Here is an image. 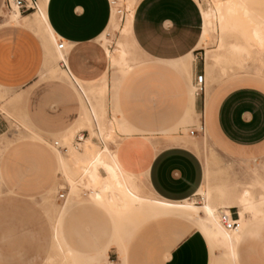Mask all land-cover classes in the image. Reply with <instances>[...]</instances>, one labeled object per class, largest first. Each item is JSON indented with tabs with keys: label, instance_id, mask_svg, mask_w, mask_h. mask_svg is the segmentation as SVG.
I'll list each match as a JSON object with an SVG mask.
<instances>
[{
	"label": "crops",
	"instance_id": "1",
	"mask_svg": "<svg viewBox=\"0 0 264 264\" xmlns=\"http://www.w3.org/2000/svg\"><path fill=\"white\" fill-rule=\"evenodd\" d=\"M42 1L56 35L51 37V43L23 19L17 23L4 18L0 22V87L13 89V97L22 94L31 125L49 133L65 131L63 136L85 123L87 114L82 100L90 93L97 94L108 116L116 111L124 125L133 129L128 133L119 131L117 142L113 143L122 167L140 176L147 191L171 201L191 198L204 184L203 160L188 132L200 117L205 129L212 133L210 138L225 150L264 154V84H214L208 92L206 88L199 94L192 92L195 74L204 70L196 59L203 38L197 0H137L129 41L139 56L131 61L134 67L122 74L117 72L116 62L102 38L112 28L114 3L111 6L110 0H37L39 9ZM37 11L21 15L31 17ZM125 21L126 14L122 26ZM58 39L65 41L63 49L57 48ZM109 48L112 53L115 51L110 45ZM61 55L67 69H58L54 64ZM44 75L50 77L33 85ZM104 80L107 91L102 93L99 89ZM3 112L0 110V136L8 124ZM18 116L21 112L15 106L11 121L17 124ZM34 133L32 138L37 137ZM19 139L12 138V147L0 155V189L7 181L16 183V162L23 154ZM30 145V157L35 162L33 174L40 179L47 203L57 181L56 173L60 171L66 179L64 169L54 148L49 153L39 143ZM88 197L87 193L82 198ZM68 198L62 201L63 207L68 206L62 221L55 219L52 224V246L56 248L55 230L59 226L67 246L86 254L101 251L110 241L112 229L106 213L88 200L67 205ZM257 234L264 237L263 219L246 226L237 248L238 264H242V246ZM126 245L123 256L114 244L106 254L117 251L119 263L105 255L101 264L212 263V251L204 234L174 217L142 222L131 232ZM20 254L15 241L9 252L0 246V264H22ZM30 264H38L37 258H31Z\"/></svg>",
	"mask_w": 264,
	"mask_h": 264
},
{
	"label": "rangeland",
	"instance_id": "2",
	"mask_svg": "<svg viewBox=\"0 0 264 264\" xmlns=\"http://www.w3.org/2000/svg\"><path fill=\"white\" fill-rule=\"evenodd\" d=\"M3 1L4 0H0V22L3 21L4 16L8 13H18L11 11L10 7L2 5ZM232 1L233 0H197L200 10L203 9L212 13V20L214 22V27L211 26L208 34L206 36L202 35L201 47L197 50L199 53L198 57H196L197 61L201 62L205 71L206 51H212V54L216 56L210 67L206 66V90L210 89L214 84L235 85L242 83L255 84V82L264 84V76L257 75L258 72H260V74L264 73V44L259 45L257 42L252 41L250 31L247 28L249 19H246L239 8L236 9V12H229L228 7H231ZM240 1L244 2V0ZM245 2L254 14L264 16V0H245ZM114 4L116 5L114 8H116L117 18L115 19V25H112V28L109 29L106 36L110 40V46L114 49L118 47L120 41H124L129 48L130 54L128 56L127 65L118 62V60H120V54L117 51H115L114 54L117 60L116 70L118 73L122 74L124 72L123 70L134 67V63L132 64V62L139 56L136 51L137 48L129 41V38H131L130 26L134 9L128 6L127 0H116ZM218 6H221L222 12L228 15V19H235L239 25L235 28H230V30L225 33H221V28L217 19L219 16ZM124 14H126V21L122 26ZM202 25L201 23V26ZM50 37H52L51 34ZM234 44H240L242 48L237 49L233 46ZM54 64L58 69L63 68L59 60H56ZM129 66L131 67L129 68ZM175 66L176 64L174 68ZM48 77L50 76L44 75L39 77L33 85L43 83ZM192 92L194 94L193 87ZM14 95L15 91L13 89L0 87V105H4L0 106V110L4 111L3 114L8 121L5 132L0 136V155L4 154L12 147L9 141L18 136L20 137L18 144L23 151L22 156L16 162V183L7 181L0 189V246L4 252H9L10 246H12L13 241H15L16 251H21L20 257L22 264H30L31 258L33 259L35 257L37 258L38 264H95L92 262L95 252L87 254L81 253L67 246L63 238V243L66 246L57 249L52 246L51 237L49 236L52 224L55 219L58 222L62 221L64 210L68 209V206L63 207L64 204L62 201L56 199V189L60 183L70 184L71 193L67 205L80 203L79 199L86 196L82 194L81 188L77 185V181L88 189V195L90 196L92 188H90V185L88 186L87 177L84 175L86 158L93 156V154L101 150H105L104 154L106 155H108L109 152H114V154H116L113 143L117 142L116 139L119 131L121 133H128L133 129L124 125V121L120 119V115H117L116 111L113 112L112 116H108L106 109H104L97 100L99 96L95 93H90L87 99L89 103L93 105L99 132L104 135L107 140V144L103 148L92 138L93 135L97 134V128L88 106L86 107L85 105L86 99H81L83 111L87 114L85 123H81L77 128L73 129L70 134L63 136L62 133L65 131L49 133L42 127L34 126L29 123L22 94L17 97H13ZM15 106H17L18 111L21 112V117H17V124L11 121V118L14 117ZM81 129H87L89 131V136L81 143L80 147H76L72 142L75 133ZM33 133L37 135L36 138L30 136ZM211 135L212 133L206 128L204 134L197 133V135H194L195 137H191L192 145L199 151L202 157L205 167V179L203 184L204 193L199 191L197 195H193L190 199L193 200L196 205L203 206L209 194H211L219 214L220 209H229L226 206V202L234 200L238 195L242 194L243 191L249 190L259 212L255 217L250 216L247 223L243 225L240 223L242 232L251 221L254 222L259 219L264 220V154L261 156H254L246 153H232L215 143L210 138ZM169 136L174 137L173 135ZM54 139H59L62 143L68 145V152L61 151L63 153H59L57 150L55 151L59 157L64 158L68 170L70 171V176H67L69 171L67 172L63 167L66 179L60 171L56 173L57 181L49 195L47 203H45L42 195L44 190L40 187V179L36 178L33 174V165L35 162H32L34 159L30 157L29 149L31 146L30 143L36 142L43 145L47 152L52 153L54 147L52 141ZM125 171L130 183L136 186L142 195L157 197L153 192L146 190L141 182L140 176L136 177V175H133V173L126 169ZM101 173L105 175L103 169H101ZM200 193L203 195V199H200L198 195ZM47 206L50 207V210L47 209ZM97 206L101 207L106 213L108 225H112L110 241L106 244L107 246L110 244L112 237L119 232L124 235V242H127L129 235L139 224L153 218H159L149 216L142 218L138 215L136 210L114 213L103 206ZM236 208L238 207H234V209ZM181 221H185L189 223L190 227H195L200 230L193 222L187 220ZM57 228L61 235L60 227L58 226ZM13 235H16V237L12 238L11 236ZM31 235H33V237ZM106 245H104L101 250L106 248ZM69 248L72 249V254L64 252ZM211 251V264H228L223 262L222 250L220 248L216 250L211 248ZM106 256L116 263L120 262V259L117 257V251L110 250L109 254ZM81 259L83 263L80 261ZM103 261L104 259L102 262ZM241 261L242 264H264V237L257 234L251 238L248 244L242 246Z\"/></svg>",
	"mask_w": 264,
	"mask_h": 264
},
{
	"label": "bare ground",
	"instance_id": "3",
	"mask_svg": "<svg viewBox=\"0 0 264 264\" xmlns=\"http://www.w3.org/2000/svg\"><path fill=\"white\" fill-rule=\"evenodd\" d=\"M112 1L113 3H116V0H112ZM127 3L129 7L134 9L137 1L127 0ZM228 8H229V12L231 11L236 12V9L238 8L240 9V12L244 14L246 19H249L247 28L250 31V37L252 41L257 42L259 45H263L264 16L254 14V12L251 11L249 6L246 4L245 0L244 2L240 0H233L231 3V7L229 6ZM217 9L219 11V16L217 17V19L219 21L221 33H225L228 30H230V28L232 27L235 28L237 25H239V23L235 19L234 20L228 19V15L222 12L221 6H218ZM10 10L18 13H13V12L8 13L7 15L4 16L6 20L10 22L18 23L23 19L25 22H29L31 25L36 27V29L41 33L44 40L48 44L51 43L50 34L51 36L56 37L49 24L44 1L41 2L40 9H39V5L37 4V7L33 10L35 11L38 10V11L31 17L30 16L22 17L21 15L22 12H20V10L16 6H13L12 8H10ZM201 13H202V24H203L202 35L206 36L211 26L214 27V22L212 20V13L207 12L203 9H201ZM116 18H117L116 8H114L113 16H112L113 26L115 25ZM106 34L107 33H105L102 36L103 42L104 45L107 47L110 56H112L113 61L117 62V60L114 57L115 51H117L120 54V60H118V62L120 64L127 65L128 56L130 54L127 44L124 41H120L118 47L112 53V51L109 48L110 40L108 39ZM233 46L237 49L242 48L240 44H234ZM62 57L63 55H61V58ZM215 58L216 56L212 54V51L207 50L205 57L206 66L210 67V65L215 60ZM130 67L131 66H129V68ZM80 85L82 91L87 94V90L85 89L83 84L80 83ZM205 88H206V74H205ZM99 91L102 93H105L107 91L106 80L102 82ZM208 91L209 89L206 90V92ZM72 131L73 129L67 134H70ZM54 149L57 150L59 153H63L56 148ZM106 149L109 150L108 148ZM104 152L105 150L97 151L95 154H93V156H89L88 158H86L84 175L87 177L86 180L88 182V186L90 185V188H92V190L90 196L87 199H83V198L79 199L80 202L88 200L90 202H94L100 206H103L109 211H112L114 213H120V212L123 213V212L136 210L138 215L141 216L142 218L147 216L174 217L179 220L181 219V220H187L193 222L194 224H196V226L200 228V230L206 237L209 245L213 250H216L217 248H220L222 250L223 262L228 264H238L237 248L241 240L242 234L244 232V231L241 232L242 229L241 224L243 225L244 223H247L248 219H250V216L255 217L259 212V209L255 201H253L251 192L249 190L243 191V193L238 195L234 200L226 202L227 203L226 206L228 208L231 206L239 208L240 223H241L237 230H229L226 229L219 221V214L211 194H209L208 199L206 200L203 206L196 205L195 202L190 198L182 201H171L158 197L157 195H156L157 197L144 196L139 192L136 186L130 183L127 173L120 164L117 155L114 154V152L113 153L109 152V154L106 155L104 154ZM60 162L62 167L68 172L69 171L68 166L64 158L60 157ZM101 169L105 171V175L101 173ZM67 176H70V171L68 172ZM199 191L204 193L203 186L200 188ZM124 241H125L124 235L119 232L118 234L112 237L110 244L108 246L106 245L107 247L105 246L106 248L95 253L92 262L95 264H101L102 260L105 258L104 256L108 253V250L112 244L118 247L119 252H121V256H123V251L126 249L127 246L126 242ZM55 242H56V248H62L66 246L63 243V239L59 233L58 228H56L55 230ZM64 252L65 253L68 252L69 254L70 253L72 254V249L69 248ZM80 261L82 262V259Z\"/></svg>",
	"mask_w": 264,
	"mask_h": 264
},
{
	"label": "built area",
	"instance_id": "4",
	"mask_svg": "<svg viewBox=\"0 0 264 264\" xmlns=\"http://www.w3.org/2000/svg\"><path fill=\"white\" fill-rule=\"evenodd\" d=\"M111 6L113 4V2L110 0ZM6 7H10L12 8L13 6H16L20 12H28L31 11L33 9H35L37 7V0H5L4 3ZM65 47V41L62 39H58V44H57V48L59 49H63ZM60 64L65 67L67 69V65L65 63L64 58L60 59ZM192 87H193V91L195 94H199L204 92L205 90V71L202 70L199 73L195 74V78L194 81L192 83ZM86 98V97H85ZM87 101V106L88 109L90 110V114L94 120V122L96 123V135H93L92 138H94V140L98 143V145L100 147H104L107 144V140L105 138L104 135H102L99 132V128L97 125V120L96 117L94 115V111L93 108L91 106V104L89 103L88 99H86ZM190 135H197V133H203L205 132V123L202 117H200L195 126L189 128L188 130ZM89 136V131L87 129H81L78 130L75 133L74 139L72 144L76 147H80L81 143L83 141H85V139ZM52 145L60 150V151H67L68 150V145L62 143L59 139H54L52 141ZM77 185L81 188V192L83 195H86L88 193V189L83 187L82 184L77 181ZM71 191H70V185L69 183L66 184H59L55 193V196L58 200L60 201H65L67 200V198L69 197ZM195 195V194H194ZM197 195V193H196ZM200 199H203V195L200 193L198 194ZM219 221L221 222V224L229 230H237L240 226V221H239V215L237 212V209H234V207H229V209H220L219 211Z\"/></svg>",
	"mask_w": 264,
	"mask_h": 264
}]
</instances>
